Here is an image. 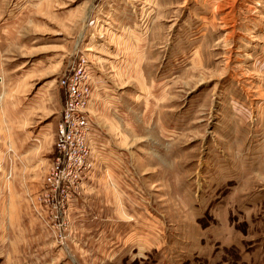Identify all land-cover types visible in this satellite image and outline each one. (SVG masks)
<instances>
[{
  "label": "rangeland",
  "instance_id": "rangeland-1",
  "mask_svg": "<svg viewBox=\"0 0 264 264\" xmlns=\"http://www.w3.org/2000/svg\"><path fill=\"white\" fill-rule=\"evenodd\" d=\"M79 59L97 132L56 219L36 194ZM8 192L55 264H264V0H0Z\"/></svg>",
  "mask_w": 264,
  "mask_h": 264
},
{
  "label": "built area",
  "instance_id": "built-area-1",
  "mask_svg": "<svg viewBox=\"0 0 264 264\" xmlns=\"http://www.w3.org/2000/svg\"><path fill=\"white\" fill-rule=\"evenodd\" d=\"M90 73L86 61L79 59L59 79L66 96L54 139L55 161L44 178V190L36 194L37 205L50 206L56 219L67 214L73 198L70 191L82 181V172L92 166V136L97 131L88 116L93 95Z\"/></svg>",
  "mask_w": 264,
  "mask_h": 264
},
{
  "label": "crops",
  "instance_id": "crops-1",
  "mask_svg": "<svg viewBox=\"0 0 264 264\" xmlns=\"http://www.w3.org/2000/svg\"><path fill=\"white\" fill-rule=\"evenodd\" d=\"M40 188L41 185L38 189ZM8 196L9 192L0 193V258H2V264H55L58 262L59 253L53 251V240L50 239L44 226L37 222L27 199L20 198L17 203L18 211L11 212L15 204H10ZM39 210L42 211V209ZM79 227L80 229L85 228L83 225ZM6 232H17L18 238L13 239L11 235L5 238ZM27 233H30L29 240ZM68 255H70L69 251Z\"/></svg>",
  "mask_w": 264,
  "mask_h": 264
}]
</instances>
